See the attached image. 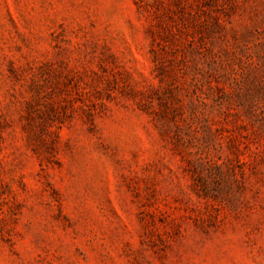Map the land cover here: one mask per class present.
Returning <instances> with one entry per match:
<instances>
[{
  "label": "rangeland",
  "instance_id": "374dc122",
  "mask_svg": "<svg viewBox=\"0 0 264 264\" xmlns=\"http://www.w3.org/2000/svg\"><path fill=\"white\" fill-rule=\"evenodd\" d=\"M0 264H264V0H0Z\"/></svg>",
  "mask_w": 264,
  "mask_h": 264
}]
</instances>
